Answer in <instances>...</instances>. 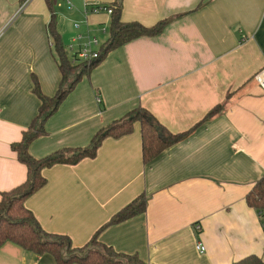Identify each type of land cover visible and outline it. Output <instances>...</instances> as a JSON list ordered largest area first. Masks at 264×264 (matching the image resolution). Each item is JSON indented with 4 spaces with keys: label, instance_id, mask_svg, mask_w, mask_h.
I'll use <instances>...</instances> for the list:
<instances>
[{
    "label": "crops",
    "instance_id": "1",
    "mask_svg": "<svg viewBox=\"0 0 264 264\" xmlns=\"http://www.w3.org/2000/svg\"><path fill=\"white\" fill-rule=\"evenodd\" d=\"M94 5H121L123 22H172L157 37L113 51L84 78L47 123V136L32 143L34 157L85 147L138 108L176 134L216 106L223 110L147 165L138 124L130 136L108 138L96 158L46 170L47 186L27 207L45 231L83 247L144 194L146 212L105 229L102 243L144 264H233L250 255L264 261V220L246 203L264 176V89L255 80L264 69V0H57L66 49L79 35L96 38L100 48L108 41L111 15L85 13ZM21 8V0H0V199L27 177L11 147L39 109L33 76L47 96L61 79L45 0ZM0 264L56 262L6 243Z\"/></svg>",
    "mask_w": 264,
    "mask_h": 264
},
{
    "label": "trees",
    "instance_id": "2",
    "mask_svg": "<svg viewBox=\"0 0 264 264\" xmlns=\"http://www.w3.org/2000/svg\"><path fill=\"white\" fill-rule=\"evenodd\" d=\"M27 1L21 0V5ZM45 3L50 12L47 30L61 79L57 93L54 96H47L41 89L37 77L33 76L32 93L39 100V109L27 130L23 132L21 141L11 147L18 161L26 166L27 177L21 185L1 196L0 247L6 243H13L26 252L38 256H51L56 264H144L137 254L120 253L100 241V235L105 229L146 212L147 198L144 194L116 213L83 247H75L67 235L45 231L26 202L47 186L48 181L44 175L46 170L63 165L76 166L86 159L96 158L99 149L108 138L118 140L130 136L134 134L138 124L141 132L142 159L144 165H147L165 150L187 139L201 125L216 118L222 112L223 106H216L190 130L177 134L162 125L149 111L138 108L98 130L85 147H65L42 158L34 157L30 152L32 143L47 136V123L84 78H88L113 51L139 38L157 37L172 22L165 19L151 27L138 22H123L121 5L104 6L105 9H113L108 41L101 47L99 57L95 61L89 64L73 62L57 28L55 13L57 0H45ZM246 203L264 220V176L248 193ZM233 264H264V261L257 255H250Z\"/></svg>",
    "mask_w": 264,
    "mask_h": 264
},
{
    "label": "built area",
    "instance_id": "3",
    "mask_svg": "<svg viewBox=\"0 0 264 264\" xmlns=\"http://www.w3.org/2000/svg\"><path fill=\"white\" fill-rule=\"evenodd\" d=\"M68 8L72 9V4L68 2ZM86 12L91 11L94 14H98L100 12H106L109 15H112L113 9H105L104 6L101 5H94V6H86ZM75 28L79 29V25L75 24ZM83 39V41H82ZM79 43L78 48H76L74 43ZM100 43L96 38L92 37H87L84 38L82 35L77 36L72 44L67 47V51L72 58L73 62H85V63H91L98 59L99 57V51H100ZM255 80L258 82V84L264 89V69L259 71L255 75ZM199 229V227H197ZM197 250L200 253H205L206 252V247L203 246L202 243L197 244Z\"/></svg>",
    "mask_w": 264,
    "mask_h": 264
},
{
    "label": "rangeland",
    "instance_id": "4",
    "mask_svg": "<svg viewBox=\"0 0 264 264\" xmlns=\"http://www.w3.org/2000/svg\"><path fill=\"white\" fill-rule=\"evenodd\" d=\"M29 1H30V0H28L27 2H29ZM27 2H26L25 4L22 5V8H21V9H23V8L25 7V5H27ZM104 35H105V34L102 35L101 40H103ZM106 35H107V34H106ZM106 35H105V36H106Z\"/></svg>",
    "mask_w": 264,
    "mask_h": 264
}]
</instances>
